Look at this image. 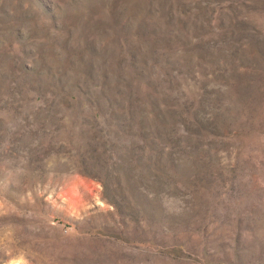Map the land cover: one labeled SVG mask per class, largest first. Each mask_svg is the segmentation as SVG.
I'll use <instances>...</instances> for the list:
<instances>
[{
    "label": "rangeland",
    "instance_id": "obj_1",
    "mask_svg": "<svg viewBox=\"0 0 264 264\" xmlns=\"http://www.w3.org/2000/svg\"><path fill=\"white\" fill-rule=\"evenodd\" d=\"M0 264H264V0H0Z\"/></svg>",
    "mask_w": 264,
    "mask_h": 264
}]
</instances>
